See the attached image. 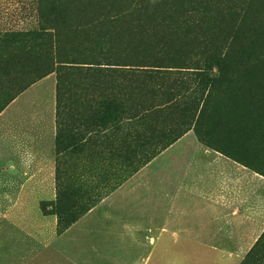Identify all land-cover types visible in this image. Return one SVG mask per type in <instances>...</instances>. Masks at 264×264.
I'll use <instances>...</instances> for the list:
<instances>
[{
  "label": "rangeland",
  "instance_id": "obj_1",
  "mask_svg": "<svg viewBox=\"0 0 264 264\" xmlns=\"http://www.w3.org/2000/svg\"><path fill=\"white\" fill-rule=\"evenodd\" d=\"M189 2L193 0L178 5L166 0H41L40 8L39 0H0V111L27 85L52 76L56 80L58 128L75 121L82 112L87 117L93 115L101 127L89 155L65 156L58 165L60 197L53 210L54 215L59 214L58 236L54 233L53 250L47 252L51 264H207L201 261L206 252L179 251L167 235L158 244L143 241V235L136 232L144 231L149 218H141V204L134 203L135 199L112 202L118 209L116 218L104 216L108 205L86 216L113 184H120L128 172L134 173L146 160H152L164 143L184 129L182 122L188 120L181 109H172V114L159 103L177 94L186 96V104L199 102L211 91L207 83L202 86L191 76L192 69L184 68L204 69L208 64L210 76L222 81L216 82L209 113L197 130L188 133L203 145L227 152L264 173L263 45L259 42L253 55L244 51L251 63L232 68L225 81L219 71L220 61H234L235 50H248L252 29H264V0H198L199 4L192 5L196 10L190 9ZM236 4V12L244 14L240 33L233 28L239 16L225 14ZM188 17L193 23L190 31L184 27ZM42 23L49 26L46 32L55 36L53 41L21 35L37 31ZM170 34L174 47L160 45L157 49L155 40ZM72 55L80 64L73 67L77 72L71 77L66 75L73 71L69 65H62L68 66L63 70L58 66L59 60ZM158 56L166 60L164 68L132 66ZM153 70L168 76L156 81L137 77L138 72ZM60 77L63 82L58 88ZM173 82L185 84L189 91H173ZM166 92L173 97L168 99ZM116 106L124 111L119 118ZM191 110H196L195 106ZM114 116L115 124L124 120L129 126L131 154L126 156L108 155L106 131L112 125L107 120ZM73 220L78 221L70 228ZM246 260L247 264H264V241Z\"/></svg>",
  "mask_w": 264,
  "mask_h": 264
},
{
  "label": "crops",
  "instance_id": "obj_2",
  "mask_svg": "<svg viewBox=\"0 0 264 264\" xmlns=\"http://www.w3.org/2000/svg\"><path fill=\"white\" fill-rule=\"evenodd\" d=\"M83 113L58 128L52 76L0 112V264L52 263L58 165L65 156L89 155L101 129ZM107 121L108 155L131 154L127 122ZM113 185L86 216L108 205L104 216L116 218L111 203L135 199L141 218H149L136 232L143 241L154 245L167 235L179 251L206 252L207 264H243L264 233V176L192 132Z\"/></svg>",
  "mask_w": 264,
  "mask_h": 264
},
{
  "label": "trees",
  "instance_id": "obj_3",
  "mask_svg": "<svg viewBox=\"0 0 264 264\" xmlns=\"http://www.w3.org/2000/svg\"><path fill=\"white\" fill-rule=\"evenodd\" d=\"M109 1H111V2H124L125 0H109ZM166 1L169 2V3H171L172 5H178V4H182V2L185 1V0H166ZM195 3L199 4L198 0H193V2H189L188 3V6L190 7V9H195V8L192 7V5L195 4ZM237 4H236L235 8L233 9V11H230V12H226L225 11L226 12L225 14H228V16H231L232 12H235L239 16V19L237 18L238 21H236V23L233 25V28L237 31V33H240L241 32L240 31V28L242 27V25L240 24V21L241 20H244V19H242L244 17V14H242L240 12H236V10H237ZM39 6L41 8V0H39ZM221 19L222 20H225L223 14H222ZM232 22L233 21H230L226 25L229 26V25H231ZM46 27H49V26L46 23H42L40 25V28L37 31L30 30L27 33H23L21 35L24 36V37L35 38V39H37L39 41L50 40V38L53 41V38L55 36L47 33L46 30L48 28H46ZM184 27H185V29L187 31H190L191 30L190 28L193 27L192 18L188 17L187 21L185 22V26ZM231 30H233V29H231ZM252 31H253V34H250V40H249V44L250 45H249L248 50H243L242 48L235 50L234 51L235 52V59L230 64H227L224 61H220L219 62V71L221 72L220 73V76H221L222 80L225 81L226 79H228L229 72H230V70L232 68H242L244 65H249V63H251L250 62V60H251L250 57L245 56L244 55V51H248V52L251 53V55H253L255 53L256 49L259 48V45H258L259 42L264 47V29L261 28V29H258L256 31H254L252 29ZM250 32H251V30H250ZM174 42L175 41H174L172 35L170 34V35H167L164 38L155 40L154 43L156 45V48L158 46H160V45L161 46H164V47H167V48H173L174 46L171 43H174ZM157 49H159V48H157ZM183 49H184V51H186L185 48H183ZM183 49H181V51ZM165 61L166 60L163 57L158 56V57H155V58H150L149 60H144V61L136 62L132 66H134L136 68H140V69H142V68H151V69H156L157 68V69H161V68H164V67H162V65H165L166 64ZM59 63H61V64H59L60 66H58V68L59 67H61V68L58 69V70H63V69H65L63 67H68V66H62V65H69V71L70 70H73V71L69 72V74H66V75H70V76L71 75L72 76L75 75L74 73L77 72V70L73 69V67L80 64L79 62H77V61L74 60V56L73 55L72 56H67V59L64 60L63 62L61 60H59ZM116 63L119 64L121 62L119 60H116ZM122 63H124V62H122ZM85 64H92V63H85ZM118 64H112V65L108 64V66H122V65H118ZM173 68H178V67H168L167 69H173ZM209 68L210 67H208V64H205V68L204 69H202V68H184V69H192L193 70L191 76L192 77H195V78H198L200 85L203 86L205 83H207V86L211 88V91H209L208 94L203 95V97L199 99L200 100L199 102H196L194 100V101L186 104V102H189V101H187L188 99L186 98V96H182L181 94H177V96L175 95L173 97L174 94L172 95L171 93L166 92V94L168 95L167 97H169L168 99H170L172 97L173 98L171 100H166V101H163V102H160L159 103V105H161L162 107H164L163 109L170 110L171 113H172V109L176 110L177 108H180L181 109V115H186L187 116V120H188V121L186 120L187 122H185V123L182 122V126L183 125L185 126L184 129L182 130V132L178 136H176L172 141H170L168 143H164L163 144V147H162L163 149H166L167 147H169L172 144H174L175 142H177L179 139H181L184 135H186L193 128L195 130H197L198 127H199V124L203 121L205 115H207V113H209V110L211 108L209 106L211 105V101L213 100V91L217 87V83L216 82H217V80H220L221 81V79L219 77H217V76H215L213 74H211V76H210L209 73L212 70H209ZM143 71H145V70H143ZM230 74H232L230 76L231 78H234L235 77V73H230ZM161 76H168V73H160L159 71H154L153 70V72H138V75H137V77H139V78H145V80L151 79V80H154V81L159 80ZM217 78H219V79H217ZM62 79H63V77H60V79L58 81V88L59 87L61 88V84L63 82ZM229 81L232 82L233 80L231 79ZM33 84H31L29 86L27 85V87L25 89H23L20 92V94L23 91H25L26 89H28L30 86H32ZM171 85H172V87H170V88L171 89L173 88L174 89L173 91H175V89L179 93H180V91L182 89H184L187 92L189 91V89L186 88L185 84L180 85V84H178V82H173V83H171ZM179 88L181 90H179ZM16 97L12 98L9 101V103L12 102ZM173 101H174V104L171 106L170 103H172ZM7 105L3 109H5L7 107ZM119 106H116L115 107V109L118 108V110L116 111V114H117L116 117H118V118L120 117L121 114L122 115L124 114L123 108L122 107H119ZM194 106H195L196 110L192 111L191 108L192 107L194 108ZM198 112H200V113L198 114V116L196 118V115H197ZM189 115H191V116H189ZM194 121H196V122H194ZM154 157H155V155L152 156V159ZM150 161H151V159H148L144 163H142V165L147 164ZM248 167H250L251 169H253L257 173H259L262 176H264V173L263 172H260L259 169L257 167H255V165L253 167H251V166H248ZM59 220H60V224H61V222H62V224H64L62 218H60ZM77 221L78 220L71 221V224H70L69 227H71ZM263 241H264V233L260 237V239L258 240V242L256 243V245L254 246V248L251 250V252L248 254L247 258L251 257V255L253 253L255 254L257 248L260 247V245H261V243ZM246 261L247 260L244 261L245 264H247Z\"/></svg>",
  "mask_w": 264,
  "mask_h": 264
}]
</instances>
